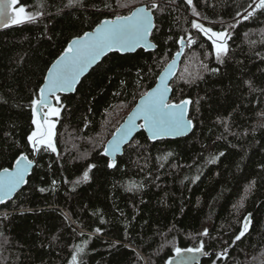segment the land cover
Listing matches in <instances>:
<instances>
[{
    "label": "trees",
    "instance_id": "1",
    "mask_svg": "<svg viewBox=\"0 0 264 264\" xmlns=\"http://www.w3.org/2000/svg\"><path fill=\"white\" fill-rule=\"evenodd\" d=\"M157 2L154 49L111 52L74 92L58 94L62 107L53 98L56 152H34L27 140L35 126L31 101L69 41L118 9L127 14L120 5L129 0L13 6L42 15L0 30V169L21 153L35 165L28 183L0 204V264H69L84 241L82 264H166L174 247L201 241L209 255L200 264H264V11L243 20L236 12L243 15L250 0H193L200 13L193 16L185 0ZM196 19L216 31L240 21L229 29L222 63L192 29ZM189 33L196 43L183 51L171 99L191 102L192 131L152 141L141 130L108 168L106 141ZM89 164L88 181L75 183ZM248 213L250 227L233 243ZM205 228L209 235H200Z\"/></svg>",
    "mask_w": 264,
    "mask_h": 264
},
{
    "label": "snow or ice",
    "instance_id": "2",
    "mask_svg": "<svg viewBox=\"0 0 264 264\" xmlns=\"http://www.w3.org/2000/svg\"><path fill=\"white\" fill-rule=\"evenodd\" d=\"M73 3H79V0H69L70 5ZM185 3L192 8L193 16H200L196 8L192 7L193 0H185ZM18 4L19 0H0V27L35 23L37 18L42 15L39 11L35 13L27 11L24 5L13 7ZM120 6L129 8L127 15L117 14L112 19H104L92 31L76 36L47 68L43 84L39 88L38 97L31 101L32 124L36 127L28 135L27 140L34 152L41 150L56 152V145L53 142L55 135L53 130L56 125L50 118L59 117L60 107L54 106L50 98H54L56 105L62 107L58 94L74 91L81 82V77L111 52L126 53L133 52L137 48L156 47L149 38L153 35L154 30H158L154 22V12L163 10L157 0H129V3ZM10 9H12L11 12ZM257 11H264V0H250L247 7H243L244 14L242 15L241 11H237L236 16L248 20ZM203 19H207V17ZM239 22L236 20L235 23L229 24L222 31H215L212 27H206L197 20L191 21V27L211 41L216 60L222 63L223 56L228 52L229 29L235 28ZM184 31L187 33V29ZM176 43L180 45V48L171 61L164 64L162 71L156 77L155 86L141 94L139 102L129 113L125 122L112 133V139L104 147L102 155L110 157L108 168L115 166L114 158L117 153L122 151L123 145L132 146L133 134L137 130L143 129L148 133V139L155 141L164 137L183 135L191 128L192 121L186 117L187 106L191 102L187 99L180 100L179 103L171 102L169 81L175 76L176 57H179L186 47L194 45L196 39L189 33L187 37L181 36ZM203 67L207 69V65H203ZM212 71H216V69H212ZM45 109L47 111H44ZM137 121L141 122L138 123ZM171 155V152L167 153L164 159ZM216 159L217 157H213L209 163H214ZM33 163V160L21 153L15 159L11 169H0V204L5 203L22 185L28 183L26 177L29 175ZM94 167L95 165L89 164L82 178L75 183L87 182L89 172ZM52 183L55 185L56 181L54 180ZM132 187L135 185H132L128 190H132ZM39 190L44 192L46 189L40 188ZM249 190L246 189L245 191ZM243 199L238 205L239 208L244 206ZM250 216L251 214L244 218L245 224L239 234L235 236L233 243L239 241L247 232ZM96 231L99 232L100 229H96ZM200 235L208 236V229L205 228ZM87 243L88 241H84V246H74L69 264H82L78 257L84 253ZM204 248L203 241L198 247H174L175 257L166 264H200L196 254L209 255ZM184 253H192L193 255H184ZM227 253L228 249L225 248L221 254L217 255V259L226 256ZM213 264L216 262L213 261Z\"/></svg>",
    "mask_w": 264,
    "mask_h": 264
},
{
    "label": "water",
    "instance_id": "3",
    "mask_svg": "<svg viewBox=\"0 0 264 264\" xmlns=\"http://www.w3.org/2000/svg\"><path fill=\"white\" fill-rule=\"evenodd\" d=\"M136 6H139V5H136ZM9 11L11 12V9H10ZM125 15H127V14H125ZM106 19H110V18H106ZM95 27H96V26H95ZM95 27H94V28H95ZM3 28H5V27H0V30H2ZM94 28H93V29H94ZM93 29H92V30H93ZM92 30H90V31H92ZM90 31H87V32H90ZM73 39H74V38H73ZM149 39H150L151 43H153L152 40H151V38H149ZM71 40H72V39H71ZM71 40H70V41H71ZM70 41H69V42H70ZM153 44H154V43H153ZM67 45H68V44H67ZM179 48H180V47H179ZM137 49H138V48H137ZM137 49H136V50H137ZM142 49H143V48H142ZM151 49H154V48H149V49H145V50H151ZM136 50H135V51H136ZM178 50H179V49H178ZM178 50H177V51H178ZM135 51H133V52H135ZM177 51H176V52H177ZM176 52L173 54V56H175ZM126 53H132V52H126ZM182 54H183V53H182ZM182 54H181L179 57H176V68H175V74H176V72H177V70H178V68H179ZM173 56H172V57H173ZM171 59H172V58H171ZM171 59H170L167 63H169V62L171 61ZM95 66H96V65H94L93 67H95ZM93 67H92V68H93ZM92 68H90L89 71H90ZM162 69H163V68H162ZM162 69H161V71H162ZM89 71H88V72H89ZM161 71H160V72H161ZM88 72H87V73H88ZM160 72H159V74H160ZM85 74H86V73H85ZM159 74H158V75H159ZM81 78H82V77H81ZM172 79H173V77H172V78L170 79V81H169V83H170V87H171V81H172ZM155 83H156V80H155ZM155 83H154L153 86H151L150 88L154 87V86H155ZM42 84H43V82H42ZM42 84H41V85H42ZM150 88H149V89H150ZM149 89H148V90H149ZM72 92H74V91H72ZM72 92H67V93H72ZM59 94H60V93H59ZM171 95H172V87H171V91L169 92L170 100H171ZM139 100H140V97L137 99V101H136V103L134 104V106L129 110V112L126 114V116L124 117V119L122 120V122L117 126V128L120 127V126L125 122V120L127 119L129 113H130V112L132 111V109L136 106V104L139 102ZM50 101H51L52 104H53V98H50ZM171 102H173V101H171ZM173 103H176V102H173ZM177 103H179V102H177ZM186 117L189 119V117H188V106H187ZM137 122L140 123L141 121H137ZM117 128H116V129H117ZM116 129H115V130H116ZM192 129H193V125H192L191 128H190L185 134H183V135H179V136H169V137H164V138H179V137H183V136H185V135H188V134L192 131ZM115 130H114L113 132H115ZM141 130H143V129L137 130V132H139V131H141ZM143 131H144V130H143ZM137 132H135V133L133 134V138H134V136H135V134H136ZM144 133H145V135L148 137V133H147L146 131H144ZM133 138H132V139H133ZM111 139H112V135L108 138V140L106 141L104 147L107 145V142H108L109 140H111ZM162 139H163V138H162ZM126 145H127V144H125V145L122 146V151H121L120 153H117V154H116L114 160H116V157H117V156H119V155H121V154L123 153L124 147H125ZM103 150H104V149H103ZM106 157H107V156H106ZM108 158L110 159V157H108ZM29 159H30V158H29ZM31 160H32V159H31ZM33 162H34V163H33V167H34V165H35V161L33 160ZM13 163H14V162H13ZM12 165H13V164H12ZM11 167H12V166H11ZM11 167H9V169H11ZM33 167H32V169H33ZM32 169L30 170L29 175L31 174ZM29 175H28V176H29ZM28 176L26 177V179L28 178ZM24 185H25V184H24ZM24 185H22L21 188H22ZM21 188H20V189H21ZM18 190H19V189H18ZM18 190H17V191H18ZM15 194H16V193H14L12 197H14ZM12 197H11V198H12ZM11 198H10V199H11ZM8 200H9V199H8ZM6 201H7V200H6ZM248 215H249V213H248L246 216H248ZM246 216H245V217H246ZM245 217H244V218H245ZM250 217H251V216H250ZM244 218H243V220H242L241 229H242L243 225L245 224V220H244ZM250 223H251V218H250V222H248V229H249V227H250ZM240 231H241V230H240ZM247 231H248V230H247ZM184 255H193V254H192V253H184ZM196 255L198 256L199 262H201V260H202V258H203L204 256H203V255H199V254H196ZM174 257H175V254H174L173 256H171V257L169 258V260H171V259L174 258ZM169 260H168V261H169Z\"/></svg>",
    "mask_w": 264,
    "mask_h": 264
},
{
    "label": "rangeland",
    "instance_id": "4",
    "mask_svg": "<svg viewBox=\"0 0 264 264\" xmlns=\"http://www.w3.org/2000/svg\"><path fill=\"white\" fill-rule=\"evenodd\" d=\"M126 9H129V8H126ZM120 11H121V10L118 9L117 12H116V14H120ZM196 20H197L198 22H200V23H203L206 27H209V26L207 25V23L202 22V21H200V20H198V19H196ZM213 30H214V29H213ZM215 31H216V30H215ZM171 101L177 103V102H179L180 100H179V101H175V100H172V99H171ZM54 106H56V105H54ZM44 111H47V109H45ZM188 111H189V105H188ZM37 118L39 119V117H37ZM50 119L53 120V121L55 122V117H51ZM189 119H190V118H189ZM190 120H191V119H190ZM192 125H193V123H192ZM35 127H36V126H34V130H35ZM53 131H54V130H53ZM53 142H54V137H53Z\"/></svg>",
    "mask_w": 264,
    "mask_h": 264
},
{
    "label": "bare ground",
    "instance_id": "5",
    "mask_svg": "<svg viewBox=\"0 0 264 264\" xmlns=\"http://www.w3.org/2000/svg\"><path fill=\"white\" fill-rule=\"evenodd\" d=\"M102 59H103V58H102ZM88 73H89V72H88ZM176 73H177V72H176ZM86 74H87V73H86ZM86 74H85V75H86ZM85 75H84V76H85ZM175 75H176V74H175ZM174 77H175V76H174ZM174 77H173V78H174Z\"/></svg>",
    "mask_w": 264,
    "mask_h": 264
}]
</instances>
